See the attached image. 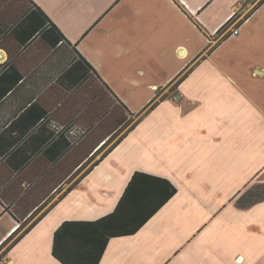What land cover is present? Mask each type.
<instances>
[{
    "label": "crops",
    "instance_id": "crops-1",
    "mask_svg": "<svg viewBox=\"0 0 264 264\" xmlns=\"http://www.w3.org/2000/svg\"><path fill=\"white\" fill-rule=\"evenodd\" d=\"M261 1L0 0V264H62L59 227L137 172L176 193L99 264H264V201L237 205L264 183Z\"/></svg>",
    "mask_w": 264,
    "mask_h": 264
},
{
    "label": "trees",
    "instance_id": "trees-1",
    "mask_svg": "<svg viewBox=\"0 0 264 264\" xmlns=\"http://www.w3.org/2000/svg\"><path fill=\"white\" fill-rule=\"evenodd\" d=\"M32 6L38 14L44 16L45 24L49 27L43 34L46 41L52 46L67 41L41 9L35 4ZM80 60L89 72L97 74L84 58L81 57ZM156 106L155 103L152 108ZM87 134L88 132L85 133L86 136ZM88 172L89 170L86 174ZM140 180L145 185L161 183L165 186L164 194L158 199L148 200V197L142 194V189L135 191V186ZM175 193L176 188L168 180L137 172L113 214L94 222L63 223L54 235L53 256L62 264H99L112 238L135 234ZM261 201H264V183L248 189L239 197L237 205L249 208ZM130 202L133 208L128 210Z\"/></svg>",
    "mask_w": 264,
    "mask_h": 264
},
{
    "label": "rangeland",
    "instance_id": "rangeland-1",
    "mask_svg": "<svg viewBox=\"0 0 264 264\" xmlns=\"http://www.w3.org/2000/svg\"><path fill=\"white\" fill-rule=\"evenodd\" d=\"M257 1V0H256ZM249 2H251V1H249ZM252 3V2H251ZM243 17H241L240 19H242ZM173 89V88H172ZM111 144V143H110ZM110 144H109V146H107L104 150H103V152H101V154L99 155V157H101L108 149H109V147H110ZM98 157V158H99ZM97 158V159H98ZM252 188V187H251Z\"/></svg>",
    "mask_w": 264,
    "mask_h": 264
},
{
    "label": "built area",
    "instance_id": "built-area-1",
    "mask_svg": "<svg viewBox=\"0 0 264 264\" xmlns=\"http://www.w3.org/2000/svg\"><path fill=\"white\" fill-rule=\"evenodd\" d=\"M238 32H239V29H235V30H233L232 33H233L234 35H236V34H238Z\"/></svg>",
    "mask_w": 264,
    "mask_h": 264
}]
</instances>
